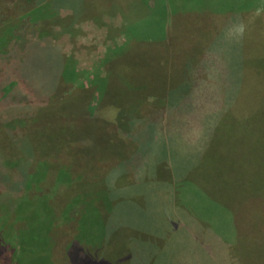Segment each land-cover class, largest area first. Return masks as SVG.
Here are the masks:
<instances>
[{
	"label": "rangeland",
	"instance_id": "1",
	"mask_svg": "<svg viewBox=\"0 0 264 264\" xmlns=\"http://www.w3.org/2000/svg\"><path fill=\"white\" fill-rule=\"evenodd\" d=\"M107 2L113 13L102 11L107 9L104 7ZM127 6L130 9L125 16L122 10ZM249 6V3L239 6L234 0H0V60L13 55L23 68L31 69L30 76L26 75L31 88L21 83L22 94L15 84L9 86V92L14 98L25 96L33 101H39L37 97L41 94L46 98L50 96L48 79L43 80L46 66L41 59H34L32 63L31 55L35 54L36 45L40 50L51 45V51L58 49L68 60L70 67L66 71L75 74L74 85L88 86L98 77L106 78V81L96 82L98 88L110 84V91L121 99L122 91L114 76L115 63L127 56L126 50L121 57L120 52H115L110 71L106 58L112 56L114 48L123 45L132 33L131 27L126 25L141 11L139 8L149 11L151 18L149 15L148 20L153 22L146 27L152 35L141 34L139 40L158 37L161 21L165 28L169 22L172 29L178 28L190 13L200 18L191 29L203 28L209 35L211 30L217 29L221 18L222 25L215 41L219 42L224 41L225 36L232 40L233 25L241 22ZM85 9L94 14L84 16ZM260 11L257 17L262 20L264 9ZM252 13L250 11L246 17L250 19ZM261 30V38H255L254 44L248 43L246 47L247 58L250 55V64L254 66L249 67L250 73L246 74V81L251 82L246 86L250 94L247 101H211L202 97V101H191L186 109L182 106L185 101H178V110L171 113L184 119L192 114L209 117L213 108L209 127H200L199 121L190 126L185 122L175 124L173 129H167L159 126L156 118L145 122L137 120L122 133L137 146L130 157L123 156L129 151L123 139L96 130L94 142L75 145L65 155V162L52 151L47 153L52 163L59 165L62 177L72 176L69 180H55L53 184L49 179L51 169L45 166L42 176H38L40 172L35 173L33 178L38 179L36 183L39 184L34 187L28 184L17 189L0 186V264H53L50 255L60 251L67 232L71 236L72 230H79L82 222H85V229L92 232L91 237H95L96 226L90 225V221L96 211L91 208L87 211L86 206H95L98 188L95 191L93 188L102 177L111 185V194L123 198L116 206L122 205L120 210L124 218L116 228L135 226L133 223L138 224V220L142 225L152 223L138 208L144 194L156 198L153 204L158 212L153 219L156 224L152 226V233H157V238L164 242L161 264H264V26ZM212 50L215 56L217 53L221 56L222 65V48L217 45ZM51 51L46 54L52 57L54 52ZM210 52L211 45L204 66L194 65L191 70L189 95L194 96L200 90L209 94L216 86V75L212 72L216 68ZM178 65L179 62L174 63V67ZM144 72L131 74L129 82L142 86L143 81L156 77L154 69L148 75H142ZM256 75L258 79L251 81L250 77ZM100 90L102 88L98 89L97 96L102 93ZM16 99L0 101V115L13 119L17 115ZM95 102L92 96V103ZM54 113L55 108L45 112L47 123L42 127L46 128L29 127L23 129L24 133L33 132L35 141L38 136L47 137L50 130L57 128L54 123L60 120ZM161 116L164 118L162 113ZM80 137L78 133L77 138ZM60 141L57 138L56 144ZM17 144L19 146L13 144V148L18 151L25 153L26 149H31L30 141L23 135L19 136ZM1 149L0 158L6 153ZM202 156L204 159L200 161ZM117 158L123 160L118 164ZM30 161L33 163V159ZM16 167L24 170L17 164ZM108 168L110 172L106 174ZM34 179L30 183H34ZM115 184L124 187L115 188ZM87 188L91 189L87 191ZM78 189L87 194L84 200L79 199ZM60 203L68 204L61 215ZM82 211L87 214L79 221ZM67 218L69 223H64L63 219ZM201 223L207 228H200ZM64 224L66 230H63ZM193 239L208 242L212 247H207V251L199 249L197 245L201 243H194ZM178 246L197 247V250L184 254L186 251L176 250ZM70 249L83 257L77 245Z\"/></svg>",
	"mask_w": 264,
	"mask_h": 264
},
{
	"label": "trees",
	"instance_id": "2",
	"mask_svg": "<svg viewBox=\"0 0 264 264\" xmlns=\"http://www.w3.org/2000/svg\"><path fill=\"white\" fill-rule=\"evenodd\" d=\"M104 7L107 9H102V11L114 12L108 8V2L104 4ZM129 9L130 7L127 6V9L122 10L123 13H126L125 16L129 14ZM138 10L141 11L137 12V16L126 25V27H131L133 34L129 35L123 45L114 48L115 51L112 56L106 58L108 59L106 63L110 71L112 65L110 61L117 55L115 52H120L121 57L123 51L126 50L127 56H124L122 61L115 63L117 71L114 76L118 80L122 91L121 99H117V94L110 91L111 85H106V83L100 87L102 88L100 93L101 91L102 93L97 96V91L100 88H98L99 85H96V82L106 81V78L98 77L88 86L74 85L73 78L75 74L66 71L70 67L68 62H66L68 60L58 49L51 51V45H49L48 49L41 48V50L36 45L37 48H33L35 54L31 55L32 63L34 59H41L43 66H46V68H43V80L48 79L50 96L46 98V96L41 94L37 97L39 101L28 100L25 96L14 98L12 96L13 93L9 92V86H15L16 84V86L20 87V93L22 94L23 90L21 87L23 85L30 89L26 75L28 73L30 76L31 69L23 68L20 61L13 55L5 57L3 61L0 60V101H13L17 98V104L9 102L16 104L17 115L13 119L0 115V118L3 119V121H0V147H2V152H6L0 158V186H13L17 189L19 186L28 184L30 187H34L39 184L36 183L38 179L33 178L35 173L40 172L38 176H42L41 172H43V167L45 166L51 169L49 179L52 180L53 184L55 180L56 182L65 181V179L69 180L72 176L62 177L64 175L58 172L59 165L56 166L57 163H52L47 153L52 151L55 154L54 156H61L65 162V155L75 145L78 143L85 144L88 141L90 143L94 142L96 135L93 132L96 130L123 139L125 144L127 143L129 146V151L124 152L123 156L130 157L137 146L129 141L130 139L123 137L122 133L127 132L129 125L137 122V120L145 122L156 118L158 125H163L167 129H173L175 124L179 125L185 122L187 126H190L199 121L200 127H209L208 121H211L214 116L212 114L214 113L213 108L211 110L212 113L208 115L209 117L192 114L184 119L181 116L171 115L174 110H178L179 105L177 104H180L178 101H185L186 104L184 103L182 106H185L186 109L191 101H202V97L204 99L208 98V94H204L202 90L194 96L189 95L187 91L192 80L191 70H194V65L202 64L204 66L203 57L209 33H205L203 28L191 29L192 24H195L200 18L196 19L192 14L188 13V18L181 20V24L176 29H172L173 25H169L170 22L165 28V24L162 21L160 23L154 21V23L159 25L158 34L160 35L155 39L139 40L138 37L141 34L152 35L151 30L146 29V27L152 25L153 22L148 20L149 11L147 13L143 8ZM92 14L94 13H89L88 9H85L83 13L84 16ZM136 18L140 19L135 21ZM154 34H157V31ZM47 51L54 52L52 57L46 54ZM136 56L138 58L133 59ZM177 62H179V65L174 67V63ZM152 69L155 70L156 77H152L151 81L150 79L146 82L143 81L142 86H134L129 82L131 74L137 72L141 74L142 70L145 71L142 75H148L151 74ZM33 75L35 76V74ZM21 83L24 84L21 85ZM249 83L251 82L246 81L244 82L245 86H239L242 91L240 96L233 100L234 103L248 100L250 94L246 91V86L250 85ZM214 92L216 93V90ZM209 95L212 97L211 93ZM92 96L96 98L95 103H92ZM195 98L198 99L195 100ZM110 101H113L112 104H110ZM114 101L122 102L116 103ZM230 105L232 109L234 105L232 103ZM0 108H2V104H0ZM50 108H55L54 114L60 116V120L54 123L57 128L50 130L47 137L38 136L35 141L33 132L27 134L24 132L29 127L31 129L46 128L42 126L47 123L48 116L45 115V112ZM227 108L228 106H226ZM78 133H81L80 138H77ZM21 135L26 137L31 145V149L29 148V151L26 149L25 153L13 148V144L14 147L16 145L19 146L17 142ZM57 138L61 139L59 144H56ZM31 159H33V163H31ZM203 159L204 156L201 157L200 161ZM122 160L123 158H117V163L119 164ZM249 161L250 159L246 161L245 165ZM16 164L17 166H22L24 170L20 171ZM60 164L64 165V163ZM74 167L72 166V168ZM109 172L110 168L106 170V174ZM167 172L170 174L169 169H167ZM106 174L105 177L107 176ZM32 179H34V183H30ZM106 181L107 179L102 177L98 185L96 184V187L93 188V191L98 188L95 206H86L88 208L87 211L90 208L96 211L93 214L92 221H90V225L95 224L96 226L95 237H91L92 232L89 231V228L85 229V222H82L79 230L77 228L72 230L71 236L67 232L60 251H55L50 255L51 261L53 264H161L163 259L160 260V258L163 256L159 253H162L164 242L157 238V233H152V226L156 224L153 219L158 212L156 205L153 204L155 197H149V194H144L143 201H141L138 208L140 212L143 210L141 215L148 218L149 222L152 223L142 225L139 220L138 224L130 221L135 226L122 225L116 228L115 226L120 224L119 220L124 218L120 210L122 205L116 206L123 198L116 195L113 196L110 189L111 185H108ZM195 186L200 191H203L199 185L196 184ZM121 187L124 186L115 184V188ZM90 189L87 188V191ZM147 192L149 193V191ZM78 196H80V200H84L87 194L81 193L78 189ZM67 205L66 203L58 205L62 207H58L59 215L63 213L64 207ZM82 212L78 215L79 221L83 215L87 214L85 211ZM234 213L236 212L234 211ZM63 222L69 223L68 218L63 219ZM136 224L137 228H135ZM175 227L178 226L175 224ZM201 227L203 229L207 228L203 223H201ZM65 228L67 226L64 224L63 230H66ZM193 237L195 238V236ZM193 240L192 242L194 243L195 241L199 242L198 240ZM199 243L201 244L198 245L205 246L206 249L209 246L212 247L208 242ZM74 245L79 248V255L82 254V258L78 257L77 253L75 252V254L71 249L69 251L70 246ZM83 245L88 247L89 250L85 249ZM153 258H156V260H153Z\"/></svg>",
	"mask_w": 264,
	"mask_h": 264
},
{
	"label": "crops",
	"instance_id": "3",
	"mask_svg": "<svg viewBox=\"0 0 264 264\" xmlns=\"http://www.w3.org/2000/svg\"><path fill=\"white\" fill-rule=\"evenodd\" d=\"M234 2L239 6L249 3L250 6L245 8L248 9L249 11L246 12L244 11L245 13L242 15L243 18L241 22L240 23L237 22L236 25H233L232 40H230L229 37L225 36L224 41L222 40L219 42H215L217 40V30L222 25V24L220 25L221 23V18H220V22L218 24L217 29H215L213 32L210 29L211 34L208 37L207 47H206L205 55L203 57V62H205L208 56L207 52L211 45L210 56L214 57V65L216 68V70L212 72L213 74L215 73L217 80L216 86L214 85V87L210 90L212 97H210V95L208 94V98H210L211 101H233L234 99L240 96L242 89L240 90L239 86L241 85L243 87V85L244 86L246 85L244 84V82H246L245 81L246 74H249L251 68L254 67L252 64H250V59H251L250 55L249 58H247L246 55V47L248 46L247 44L250 43L251 45H253L254 39L255 38L260 39L261 36H259V34L263 32L261 28L264 26V19L262 20L259 19L257 15H258V11L260 10L262 11V9H264V0H234ZM250 11L251 13L253 12L252 16L254 17L251 16L250 19H248L249 16L246 17V15ZM240 16L241 15L239 14V18ZM241 29L242 32L240 31ZM217 45H219L223 50L222 58L224 59L222 61L223 62L222 65L220 64L221 56H219L218 53L215 56L214 51L212 50L213 47ZM249 67L251 68L249 69ZM255 79H258L257 75L256 77L254 76L250 77L251 81ZM216 89H217V94L214 92ZM197 247H200L199 249L202 250L205 248V246H201V245H197ZM196 248L178 246L176 250L186 251L184 254H187L190 251H196L197 250ZM159 254H162L163 256L160 258V260L163 259L164 258L163 251L162 253ZM153 260H156V258H153Z\"/></svg>",
	"mask_w": 264,
	"mask_h": 264
},
{
	"label": "clouds",
	"instance_id": "4",
	"mask_svg": "<svg viewBox=\"0 0 264 264\" xmlns=\"http://www.w3.org/2000/svg\"><path fill=\"white\" fill-rule=\"evenodd\" d=\"M240 31L242 32V29Z\"/></svg>",
	"mask_w": 264,
	"mask_h": 264
}]
</instances>
